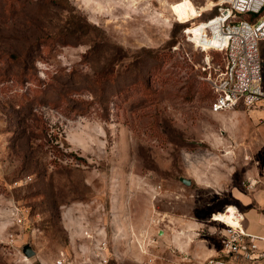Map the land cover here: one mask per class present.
I'll use <instances>...</instances> for the list:
<instances>
[{"label": "rangeland", "instance_id": "374dc122", "mask_svg": "<svg viewBox=\"0 0 264 264\" xmlns=\"http://www.w3.org/2000/svg\"><path fill=\"white\" fill-rule=\"evenodd\" d=\"M214 3L0 0V264H196L264 200V109L213 111L185 35Z\"/></svg>", "mask_w": 264, "mask_h": 264}, {"label": "built area", "instance_id": "2783aa9c", "mask_svg": "<svg viewBox=\"0 0 264 264\" xmlns=\"http://www.w3.org/2000/svg\"><path fill=\"white\" fill-rule=\"evenodd\" d=\"M212 7L218 10L212 18L185 29L187 40L197 49L221 54L220 62L211 65L209 61L208 80L214 90L211 109L221 112L239 104L264 109V56L260 50L264 0H215ZM230 206L232 221L218 220L226 227L221 252L196 264H264V249L258 244L264 236L249 232L245 212L238 205ZM99 244L101 249L108 246L105 239ZM111 259L98 253L87 264H108ZM75 260L63 251L57 263L75 264Z\"/></svg>", "mask_w": 264, "mask_h": 264}, {"label": "crops", "instance_id": "0c3cea01", "mask_svg": "<svg viewBox=\"0 0 264 264\" xmlns=\"http://www.w3.org/2000/svg\"><path fill=\"white\" fill-rule=\"evenodd\" d=\"M246 209L247 210L245 211V225L247 230L251 233L264 236V200L258 201L257 199L255 205L249 206ZM258 244L262 249H264V240L259 241Z\"/></svg>", "mask_w": 264, "mask_h": 264}, {"label": "water", "instance_id": "95a60500", "mask_svg": "<svg viewBox=\"0 0 264 264\" xmlns=\"http://www.w3.org/2000/svg\"><path fill=\"white\" fill-rule=\"evenodd\" d=\"M181 180L188 185L192 182L191 179L185 177H181ZM23 252L27 257H32L36 254L37 251L31 243H27L23 246Z\"/></svg>", "mask_w": 264, "mask_h": 264}, {"label": "bare ground", "instance_id": "6f19581e", "mask_svg": "<svg viewBox=\"0 0 264 264\" xmlns=\"http://www.w3.org/2000/svg\"><path fill=\"white\" fill-rule=\"evenodd\" d=\"M198 12H201V10H198ZM233 209V206H230L229 209ZM233 211V210H232ZM229 212V210H225V211H221L220 213H218L214 219L215 220H220L221 218L228 221V222H231L232 221V218H233V212Z\"/></svg>", "mask_w": 264, "mask_h": 264}, {"label": "snow or ice", "instance_id": "6c2138e0", "mask_svg": "<svg viewBox=\"0 0 264 264\" xmlns=\"http://www.w3.org/2000/svg\"><path fill=\"white\" fill-rule=\"evenodd\" d=\"M232 210H233V209H231V208L229 209V211H232Z\"/></svg>", "mask_w": 264, "mask_h": 264}, {"label": "trees", "instance_id": "16d2710c", "mask_svg": "<svg viewBox=\"0 0 264 264\" xmlns=\"http://www.w3.org/2000/svg\"><path fill=\"white\" fill-rule=\"evenodd\" d=\"M111 260H114V259H111ZM111 260H110V262H111ZM109 264V263H108Z\"/></svg>", "mask_w": 264, "mask_h": 264}]
</instances>
